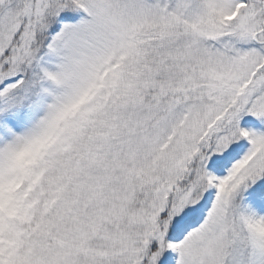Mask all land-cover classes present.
I'll use <instances>...</instances> for the list:
<instances>
[{"label":"snow or ice","instance_id":"1","mask_svg":"<svg viewBox=\"0 0 264 264\" xmlns=\"http://www.w3.org/2000/svg\"><path fill=\"white\" fill-rule=\"evenodd\" d=\"M0 264H264V0H0Z\"/></svg>","mask_w":264,"mask_h":264}]
</instances>
